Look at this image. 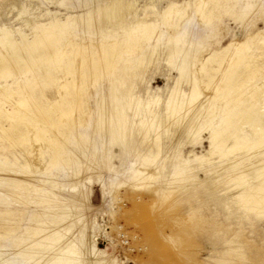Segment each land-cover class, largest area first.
I'll list each match as a JSON object with an SVG mask.
<instances>
[{
  "label": "rangeland",
  "instance_id": "374dc122",
  "mask_svg": "<svg viewBox=\"0 0 264 264\" xmlns=\"http://www.w3.org/2000/svg\"><path fill=\"white\" fill-rule=\"evenodd\" d=\"M111 1L68 0V5L64 6V0H0V34L9 31L16 39H33L37 32L54 20L71 22L74 18L84 19L88 16V22L82 20L84 27L71 26L67 29L62 35L60 48L66 49L70 39L79 43L81 38L88 35L96 41L113 40L118 35L126 34L127 29L102 16L103 8ZM115 1L119 7L123 3L131 4L130 9H120L128 27L136 28V22L140 19L155 23V26L150 25L149 33L146 31L148 34L144 32L147 38L141 34L142 46L140 44L130 53V58L134 60L133 70L129 71L131 73L126 76L121 89L122 93H127L130 97L123 100L128 115L127 127H119V134L112 136L110 126L113 121L110 119L109 110L113 106V91L110 75L114 74L113 77H116L121 68L126 66L121 62L119 66L112 68V73L107 74L104 71L95 82L87 86L88 93L82 98V103H85L83 109L92 114L87 121L88 128L94 132L86 137L84 148V139L71 136L69 131L64 136H57L62 128L72 129L75 125L72 124L70 116H67L58 126L57 105L51 111V123L30 119L31 124L28 121V126L26 120H19L20 124L23 121V126L27 125L24 127L29 135L24 136L28 139L27 142H18L19 136H0V214H3L0 215V264H67L56 263L54 260L59 258L60 248L71 242H75L85 253L78 255L75 260L77 264H91L98 258L113 259L114 262L110 264H264V216L253 212L252 223L243 217L241 220L236 216L231 218L230 211L237 214V210L234 205L228 206L222 200L231 189L224 183H219L213 191L206 189L211 179L218 177L222 171L217 169L210 173L204 170L216 165L227 168L230 166L229 162L236 159L242 162L257 161L264 155V146L260 148L252 145L249 151L240 150L220 156L218 150L214 151L213 146H210L209 141L212 128L217 126L215 124L222 116L221 113L228 107L223 92L218 93L215 88L226 82V73L230 71L232 58L243 52L247 54L245 58L249 57L248 61L244 58L241 62L243 71L239 74L240 78L238 76L235 79V82L242 80L238 89V92H243L241 101L245 100L254 85L264 81V0ZM119 1L123 3L119 4ZM171 5H176V16L165 14ZM242 6L250 10L243 22L234 16ZM212 9L215 10L217 15L214 17L217 19L203 18L200 15L201 12ZM190 28L194 41L190 46V55L185 57L183 50L171 58L170 50L174 44L172 38ZM198 43L201 44L196 52ZM231 44L233 46L227 50ZM179 47L184 48L182 43H179ZM218 52L221 56H216ZM184 63H189L191 69L187 77L179 79L178 68ZM256 68V75L251 74ZM248 73L250 76L246 78ZM13 79L15 78L11 80ZM191 83H197L200 89V104L193 107L183 104L184 110H181L179 119L167 116V102L174 88L178 87L177 97L186 100L191 92ZM57 86L58 84L44 85L42 88L45 89V94L41 102L48 97L51 101L47 106H52L53 98L60 99ZM14 98L18 99V96L0 88V107L12 112L14 109L10 101ZM259 99L256 108L260 112L257 115L264 118V91ZM101 101L105 103L102 113L104 117L99 118L95 127L93 113L97 111V102ZM209 101L212 103L210 110L204 109L202 112L201 103L207 104ZM234 106L237 109L238 105ZM80 112L74 114L79 115ZM151 117L156 119V127L149 133L151 136H142L139 125ZM8 120L0 118V129L11 125L12 121ZM190 123L195 124V127L188 131ZM30 125L32 128L45 127L47 130L44 136L37 135L35 130L32 131L34 134L30 132ZM13 126H17V122H13ZM52 127L56 128V132L49 131ZM155 132H161V149L155 142ZM241 133L251 135V126L244 124ZM78 145L81 147L73 148L75 153L69 154L68 166L66 159L58 155L65 150L60 151L58 148L68 151ZM96 146L99 147L98 150ZM52 157L56 159L51 161ZM26 162L32 166L24 173L23 166ZM180 168L185 169V177L174 180L171 173ZM191 176L198 179L193 182L190 180ZM17 178L24 181L25 191L23 188L19 189L26 194L19 196L22 202L10 192L17 190L13 182ZM212 192L219 199L213 197ZM41 197L49 200L45 198L46 201L39 203ZM5 210L14 213H3ZM63 215L68 218L59 222ZM55 218L58 222H53ZM65 225H70V232L59 237L58 241H53L54 243L48 242L46 249L45 246L36 249L35 243L46 240L45 236L56 229L62 235ZM36 229L43 232L36 234L32 231L37 232ZM213 230L214 233L218 231L215 233L217 237ZM28 233L32 238H29ZM219 236L222 241L229 239L240 245L243 254L238 256L229 252L226 255L229 259L227 262L219 261L220 257L222 259L225 256V252L222 254L225 245L217 240Z\"/></svg>",
  "mask_w": 264,
  "mask_h": 264
},
{
  "label": "bare ground",
  "instance_id": "6f19581e",
  "mask_svg": "<svg viewBox=\"0 0 264 264\" xmlns=\"http://www.w3.org/2000/svg\"><path fill=\"white\" fill-rule=\"evenodd\" d=\"M121 3H123V2H121ZM121 3L119 1V4H121ZM63 5L67 6L68 0H64ZM174 6H176V5H174ZM174 6L171 5L169 7V9L165 12V14H169V15L171 14L170 15L171 17L173 15L176 16L175 14L177 13V10L175 11L176 7L174 8ZM214 6H216V5H214ZM121 7L124 9L125 8L130 9L131 4L126 5L125 3H123V5H120V7H119V5L116 3V1L114 2V0H112L111 2H109V4H107L105 6V8H103V11H102V16L105 19H107L108 21H110L114 24H117L121 28L127 29L125 31L126 34L118 35L115 38H113V40H108V39L105 40L104 39V40L96 41L91 37V35H88L86 37L81 38V42H79V43L75 39H70L69 42L67 43L66 49L60 48V42L62 40V35L66 33L67 29L70 28L71 26H73L74 28L75 27L80 28L81 26L84 27L82 20L88 22L90 19L88 16L84 19L83 18H74L71 22H62L61 20H54V21L50 22L47 26L42 28L39 32H37L35 34V36L33 37V39H21V40H19V39L14 38L13 34L9 31H4L0 34V83H2V85H0V88L3 89L4 91L9 90L12 94H16L18 96V99L14 98L12 101H10V103L12 104V108L14 109L12 112H9L5 108L0 107V118H5L7 121H9L8 119H10L12 121V123L10 121L12 126L11 125L10 126L8 125L9 127L3 126L0 129V136H7L9 138H14L15 136H19L18 142H20V141L27 142L28 139L24 136H29V135L26 134L27 132L24 130V127H26L28 125V121L30 122L29 124H31V120H33V119L36 122L44 121V123H51V117H52L51 111L53 110V107L55 105H57L56 106V107H58L57 112L59 109V115H57L59 117V119L57 121L58 126L64 120H66L67 116H70V120H72V124H75L72 127V129H70L69 127H68V129H67V127L62 128L61 130L58 131L59 134L57 136H64L69 131L71 136H80V137H78V139H81V140L84 139V141H85L87 139L86 137L91 136V133L94 132L93 130L88 128V121H87L88 117L92 116V114L90 115L89 110L87 112L86 110L83 109V105L85 103L84 104L82 103V98L85 95H87V93H88L87 86H90V84L95 82V79L99 75L101 76L104 71L107 74H109V72L112 71V68L114 66H117V65L119 66V63H121V62L124 65H126L123 67V69L121 68V70H120L121 72L119 71L118 74H116V77H113L114 74L110 75V77H112V78H110V80H111L110 84H111L112 91H113V93L111 95V102H112L111 104H113V106L109 110L110 117H111L110 119L113 121L112 125L110 126L112 128V130H111L112 136H117L119 134V132H118L119 127L122 129L124 128V126L127 127L128 115L126 113V106H125V104H123V100L127 99L129 96L127 95V93H125V94L122 93L121 89H122L123 84L126 81L125 80L126 76L131 73L129 71L133 70L132 64H133L134 60H132L130 58L131 57L130 53L133 52L134 49L138 48L140 46V44L142 46V42H141L142 39L141 38H143V36L141 37V34H143L144 36L146 34H148L150 32L148 30L151 29L150 25L153 23H148L144 19H140L136 22V24H137L136 28L131 27V26L128 27L127 23H125L126 20H125L124 14H123L122 10L120 11ZM239 8H241V9H239ZM239 8H238L239 10H237L236 13L234 12L235 13L234 16H235V19H239L240 21L243 22L244 18H246L250 14V10L244 6L239 7ZM214 11L215 10L212 9L209 12L206 11L205 13L201 12L202 14H200V13L199 14L201 16H203V18L208 17L209 19H212V17H213V18L217 19V17H214L217 15L216 13H214ZM217 13H219V12H217ZM232 14H233V12H232ZM232 14H230V15H232ZM181 16H183V15H181ZM174 18L175 17H173V19ZM180 18H182V17H180ZM173 19H172V21H173ZM170 23H172V22L170 21ZM170 23L168 22V25ZM153 25L155 26V23ZM191 30H192L191 28L187 29V31H183L182 33L178 34L177 37L172 38V41H174V44L172 45V48L170 50L171 51L170 52L171 58H174L179 52H181L183 50H184L183 54L185 55V57H188L190 55V46L194 42L192 39V31ZM146 31L148 33H146ZM152 31L155 32L156 30H152ZM88 33H89V31H88ZM150 35H151V33H150ZM179 43H182L184 48L180 49ZM200 44L201 43H198V46L195 45L196 46V49L194 48L195 51L196 50L198 51L197 48L199 47ZM232 46H233V44L229 45L227 47V50H229V48H231ZM92 50H94V52H92ZM218 53L216 54V56H221V53H219V54ZM141 54H142V51H141ZM252 54L253 53H251V56H252ZM245 55H247V54H244V52H243V53H240L238 56H235L232 58L234 62L231 61L230 69H229L230 71L226 73V76H227L226 82L223 83L224 84L223 86H221L222 85L221 84L220 86L215 88L216 92H218V93L223 92V98L227 99L226 106H228V107H226L227 109H225L221 113L222 116L220 117L218 123L215 124L217 126L214 125L215 127H213L214 129L212 128V131L210 134L211 136H209V139H210L209 141L211 142L210 146L211 145L213 146L214 151H215V149L218 150L217 153H219L220 156H227L230 153L238 152L240 150L249 151L251 149L252 145L258 146L260 148L262 146H264V118H261L260 116H258L259 114L257 112L259 111V109L256 108L259 105V101H260L259 97L261 96L262 92L264 91V81L259 83V84L254 85V87H252V89L249 90L248 94L246 93L247 95H246V98L244 101H241V96H242L243 92H238V89L241 87V84H242L241 81L242 80L240 79L241 81L235 82V79L243 71V69L241 68L240 65H241V62H243ZM213 56H215V53ZM216 56H215V58H216ZM248 56H250V55H248ZM137 57H139V56H137ZM224 57H225V55H224ZM136 58H134V59H136ZM248 58H245V59H247V61H248ZM137 60H139V59H137ZM211 61H213V60H211ZM229 62H230V60H229ZM244 62H246V61L244 60ZM190 67H191V65L189 63H184V64H182V66L180 65V67L178 68V70L180 72L179 79H183L189 75V72L191 69ZM208 70H210V69H208ZM220 70H221V68H220ZM257 71H258V69L256 68L251 72V74L256 75ZM42 72H44V73H42ZM76 73H78V74H76ZM67 75H70V76H67ZM249 76H250V73H248L247 76H245V77L248 78ZM12 78H15V79L11 80ZM238 78H240V76ZM191 80H193V79H191ZM10 81H12V82H10ZM209 81H211V80H209ZM51 84H58V86H57V92L58 93L57 94L59 95L60 99L55 100L53 98V105L47 106V104L51 100L47 97L46 101L41 102V98L45 94L44 93L45 89H43L44 85L49 86ZM209 85H210V83H209ZM177 89H178V87L174 88L173 94L167 102V112H168L167 116H172L176 119H179V114H180L181 110H184V109H182L183 104L185 105V103H187L188 106L193 107L194 105L199 103L202 94L200 92V89H199L197 83H193L192 87H191L190 94L188 96H186L188 99L180 100L176 94ZM101 98L106 100V98H104L103 96ZM242 102H243V104L241 105ZM239 103H240V105H239ZM97 104H98L97 105V111L93 113L94 117L92 118L94 121L93 126H95V127H97L96 124L99 121V118H101L102 116L104 117V115L102 113L104 112L103 109L105 110V108L103 107V105L105 103L103 101L97 102ZM202 104H203V107L202 108L200 107L202 112L204 111V109L210 110L211 105H212V103L210 101L207 104H204L202 102L201 106H202ZM234 105H236V106L238 105L237 109H235ZM188 106H187V108H188ZM66 107H68V108H66ZM106 109H107V107H106ZM194 109H196V108H194ZM188 110L190 111L191 107ZM77 111H81L79 115L74 114ZM187 113H189V112L187 111ZM86 114H87V116H86ZM181 114H183V112ZM185 114H186V112H185ZM190 115H191V113H190ZM194 115H196V114H194ZM20 119H22L24 121L26 120L27 125H25V122H24L25 126H23V124H22L23 121L20 124V121H21ZM112 121H109V123H111ZM13 122H17V126H13ZM114 122H116V123H114ZM191 123H190V125H191ZM196 123L197 122H195V124ZM246 123H248V125L251 126V131H252L251 135L241 133L242 127ZM195 124L194 125L192 124L190 126L189 130L188 129L187 130L191 131L192 129H194ZM139 126H140V130L143 133L142 136H151L149 133L151 132L152 129H154V127H156V119L154 117H151L147 121L142 122ZM29 129H31L30 132L35 130L37 132L36 134L39 136H44V132H46V130H47L45 127L42 128V127H35V126L33 128L31 126V127H29ZM55 129L56 128L52 127V129H49V131L56 132ZM156 131H159V130L157 129ZM32 133L34 134V132H32ZM131 133H132V131H131ZM125 134H127V133H125ZM155 136H156L155 142L157 144V147H159V149H161V144H160V139H159V136H161V132H155ZM86 143H87L86 141L83 143V145H82L83 148L86 145ZM29 146H31V145H29ZM79 147H81V146L80 145H78L76 147L73 146L70 148L71 150H68L69 152L66 149L58 148V149H60V151L65 150L64 152L62 151V153L60 152L58 155H61V157H64L66 159L65 160L66 164L69 166V163H70V161L68 159L69 154L75 153V150L73 148H79ZM39 148L42 149L41 146ZM98 149H99V147L96 146V150H98ZM211 149H212V147H211ZM211 152L213 153V151H211ZM29 154H30V152H29ZM203 158L204 157L202 156V159ZM55 159L56 158L52 157L51 161L52 160L54 161ZM247 159H249V158H247ZM146 160L147 159H145V161ZM204 160H202V162H204ZM145 161L142 160V162H145ZM149 162H147L146 164H149ZM229 165L230 166L227 168L224 167V165L223 166L222 165L221 166L216 165L213 168H204V170L210 171V173L215 172L217 169L222 171V173H220L218 177H216V178L214 177L213 179H211V181L212 180L213 181H212V183L210 181V184L207 185L206 189H210V191L212 189V191H213L215 187L219 186V183L226 184L228 186V188L231 189V192L227 191L226 195L224 197H222V200L225 201V204L228 206L234 205L235 210H237V214L233 213V211L231 210L230 211V217L236 216V218H238L239 220H241L242 217L247 218L248 220H250L249 222L252 223V221H251L252 215L251 214L253 212H255L258 215L264 216V155H262V157L257 161H254V160L248 161L247 160V161L242 162V161H238L236 159V161H230ZM31 166H32L31 163L26 162L23 166V168H24L23 172L24 173L28 172L31 169ZM254 168H256V169L254 170ZM175 170L176 169H174V172L171 173L173 176V179L174 180L177 178L184 179L185 169L180 168V169H177L176 171ZM196 178L198 179V177H196ZM196 178L194 176H191L190 180L193 181ZM13 182H15L14 185H16L17 190L15 191L13 189L12 191H10L11 193H13V195L12 194L11 195L14 197L15 196L19 197L20 195L25 194L23 192L21 193V191L19 190V189L23 188L25 191L24 181H22V179L18 180V178H17L16 180H13ZM22 182H23V184H22ZM193 182H195V181H193ZM28 183H30V182H28ZM201 183H199V185ZM186 186H188V185H186ZM189 187H190V185H189ZM177 188L180 189V187H177ZM195 189H196V186H195ZM211 194L213 197H218L213 192ZM14 197L12 199H15ZM46 197H44V198L41 197L42 199L40 198V201H38V202L40 203L42 201H46V199L49 200ZM0 198H1V196H0ZM19 198H17L18 202H20ZM25 198H27V196ZM2 199H3V197H2ZM218 199H219V197H218ZM11 201L16 202L17 200H11ZM3 202L5 204V201H3ZM21 202H22V199H21ZM38 202H37V204H38ZM7 204H9V203H7ZM10 206H11V204H10ZM3 213L12 215L14 212H12L10 210H5ZM19 213H20V210H19ZM6 214L4 216H6ZM66 218H68L67 215L61 216V218H59V222L61 220L66 219ZM56 219L57 218H55V220L53 219L54 221L53 220L52 221L58 222V220H56ZM61 226H59V228H61ZM65 227H66L65 231L62 229L64 231L62 235H61L62 232H59V231L56 232V230H57L56 229L54 232H52V234L49 233L47 236H45L46 240L37 241V243H35L36 249H41L44 246L46 249L48 242L54 243L55 240H57L59 237H62V236H64V234L70 232V225L69 226L65 225L63 228H65ZM7 228H8V226H7ZM10 229H12V228H10ZM117 229H119V228L117 227ZM59 230H61V229H59ZM12 231H11V233H12ZM32 231H34V233H36V234H39L41 231L43 232V230H41V229H38L37 232L35 230H32ZM218 231H219V229H218ZM210 232L212 233V230ZM217 232H215V233H217ZM215 233L213 230L214 235H215ZM30 234H29V238H32V237H30ZM32 234H33V232H32ZM43 236L44 235H42V237ZM126 237H127V235H126ZM215 237H217V236L215 235ZM26 238L28 239V237H26ZM26 238H23V239L25 240ZM217 240L222 241V238L219 236L217 238ZM18 242H20V241H18ZM32 242H34V241H32ZM222 243L225 245L224 246L225 251L222 252V254H224V252H225V254H224L225 256L222 259H221V257H220V259H218L219 261L221 260L222 263L227 262L229 260L228 257H226V255L229 252H234V254H236L238 256H241V254H243V253H241L240 245L233 243L229 239L223 240ZM25 246H26V244H25ZM20 247H21V245H20ZM35 251H37V250H35ZM32 252H34V251H32ZM59 254H60L59 258H56V260H54L56 263L61 262V263H67V264H77V262H75V260L78 257V255H83L85 253L83 252L82 248H80L76 245L75 242H71L70 244H66L65 247L60 248ZM100 257H101V255H100ZM111 262L112 263L114 262L113 259L98 258V260L92 261L91 264H110Z\"/></svg>",
  "mask_w": 264,
  "mask_h": 264
}]
</instances>
